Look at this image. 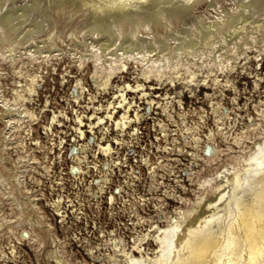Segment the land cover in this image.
Instances as JSON below:
<instances>
[{
    "label": "bare ground",
    "instance_id": "6f19581e",
    "mask_svg": "<svg viewBox=\"0 0 264 264\" xmlns=\"http://www.w3.org/2000/svg\"><path fill=\"white\" fill-rule=\"evenodd\" d=\"M263 54L264 0H0L3 151L16 142L26 149V139L14 136L15 130L25 127L32 133L33 123L40 117V111L26 101L37 103L34 95H39L48 73L63 65L69 73L72 66L80 72L87 70L91 78L85 80L80 74L69 85L78 103L89 98L86 107L91 112L74 108L68 96L67 105L75 109L78 121L72 123L76 133L70 139L59 135L60 144L70 141L65 158L72 147L71 170L76 177L87 179L82 176L81 153L87 155L90 145L96 142L103 152L115 148L110 139L96 137L97 129L105 130L106 136L107 124H111L123 135L130 127L133 135L138 134L152 110L156 111L153 128L161 127V132H155L157 148L163 152L160 156L175 159L159 162L172 173L170 182H161L167 187L164 194L181 204L171 205L162 196L164 201L156 203L154 214L141 216L143 222L136 233L130 237L115 231L103 235L102 243L87 247L90 262L76 264H264V103L257 101L256 114L245 115L241 110L247 102L240 104L236 96L232 103L237 106L222 101L229 87L237 88L230 74L236 65L243 61L247 66L252 57L260 60ZM4 63L14 65L19 72L27 63L37 64L31 81L15 88L13 97L6 96L1 83L7 72ZM129 70H133L135 81H113ZM62 78L69 81L64 74ZM154 78L183 85L174 93L158 92ZM261 79L254 80L259 91ZM206 85L214 89L213 93L205 91L210 108H186L185 89L193 92ZM103 93L108 94L103 96L106 101L100 96ZM213 94L220 98L213 100ZM49 102L46 98L41 106L44 113L49 111L43 124L47 143L32 137L30 149L17 156L20 163L14 180L7 179L0 168V190L21 213L23 205L14 189L27 186L25 176L31 170L48 172L50 166L39 160L36 151L42 149L46 158L58 141L54 123L63 125L72 118L66 104L56 109L48 107ZM192 109L198 115L196 121H190ZM209 118L216 127L207 123ZM167 119L176 127L168 128ZM87 123L88 136L83 128ZM118 135L114 136L116 142L127 143L126 136ZM174 154L184 155L188 162L175 166L181 158ZM156 163L152 162V168L149 165L155 186L161 179ZM109 166L105 163V168ZM107 181L104 176L103 182H98L97 197L107 191ZM189 181L196 183L194 196L183 195L176 188H186ZM109 195L116 199L114 192ZM30 197L38 206L34 196ZM50 205L56 214L65 216L62 197L53 198ZM30 232L25 227L21 234L28 236ZM56 245L58 264H73L59 250L62 243Z\"/></svg>",
    "mask_w": 264,
    "mask_h": 264
},
{
    "label": "rangeland",
    "instance_id": "374dc122",
    "mask_svg": "<svg viewBox=\"0 0 264 264\" xmlns=\"http://www.w3.org/2000/svg\"><path fill=\"white\" fill-rule=\"evenodd\" d=\"M254 52L255 50L252 52V55L254 54ZM4 65L7 72L1 77V83L4 93L8 97H13L15 93L14 89L19 88V85L21 83L24 84L25 82H30L31 75L37 71V64L34 63L25 64V67L22 68V72H19V69L14 65H10L8 63H4ZM63 74L69 78V81L63 82ZM80 74L84 75L85 80L91 79L89 77L90 72L87 70L80 72V70H78L75 66H72L71 72L69 73L64 69L63 65L58 66L57 72H54L52 74L48 73V75L46 76L44 85L39 88V95H34L35 102L37 103L33 104L32 101H26L30 107L35 106V108L40 111L39 120L33 123L32 133L28 134L25 127L18 128L16 129L17 131L15 130L14 136L17 135L16 137H23L26 139V149H30L32 145V137L35 136H38L43 143H47V134L43 128V124L47 122L48 114L45 113H49V111H46L44 113L43 109L41 108V106L46 103V98H48L50 101L48 107L54 106V108L59 109L63 107L64 104H66L69 115L72 118L66 120L64 119L65 121H67V123L63 125H61L59 122L54 123L56 134L55 140L58 139V141H55L53 143V150L48 152V156L46 158L44 157L42 149L36 151L39 160H43L50 166L48 172H46L45 170L43 172L31 170V172L27 173L25 176V184L27 186L22 187L21 185L19 188L17 187L14 189L16 196L22 202L23 210L26 214L24 212L21 213L17 204L14 203V201L9 200V195L3 194L0 190V264H58L57 260L54 257V249L57 246L56 244H59L60 242L62 243V245L59 247V250H61L64 253V256L67 257L73 264L84 260L90 262L91 257L87 253V247H89L90 245H97L98 243H102L101 241H103V237L106 234H109L107 232H101L100 226L97 223H94L93 219L101 217V221L103 222V225L105 227L110 226L111 228H116L120 227V225H123V223H120L122 222L121 220H115L112 217L116 210L111 209L109 204H102L101 207L97 204H92L90 207H88V209H86L88 215H90L88 223L87 221L77 219L78 217L75 214L78 213L75 212V209L68 210L67 214L65 213V216H61L56 214L57 212L53 209V206L50 205V201L54 198L55 190L61 188L60 182L63 181L64 177L61 178V181L59 180V178L63 175L62 171L65 170V167L67 166L65 149L69 146L70 141H63V144H60L59 135H61L64 139H70V137L74 136V134L76 133L72 123L78 122L74 118L75 109L71 108L70 105L69 107L67 105V97L70 96V100L73 101L74 108H78L81 111H85V109L90 111V109L86 107V103L88 102L89 98H87V100L85 101L82 99V101L78 103L71 95V91H69L70 83H72L73 80H75V77L79 76ZM124 74V77L121 78L116 76L113 81L120 83L123 81V79L131 80L132 82L135 81V74L133 73V70L124 72ZM230 74L235 79L237 88L229 87L226 90L228 96L226 95L222 99V101L231 106H237L236 103H232V97L236 96L240 104L247 102L245 109L241 110L243 114H256L254 106L255 103L257 101L259 102L260 100L262 101V103H264V54L260 60L252 57L247 66L243 64V61H240V63L236 65V67L230 72ZM199 77L201 78V76ZM258 77L262 78L260 91L256 89L254 82V80ZM152 82H155L156 86H158V88H156L158 92L167 91L174 93L179 86L183 85L182 82H176L175 85L169 80L158 81L155 78ZM92 87L95 88L94 86ZM205 91L213 93L214 89L206 85L202 86L200 90H194L193 92H191V89L186 88L183 98L186 108L194 109V107L199 108L201 105L210 108L209 97L206 96ZM258 92L261 93L259 94ZM105 95L108 96V94L104 93L100 95L103 101L107 100L106 97H103ZM212 97L213 100H217L218 98H220L217 94H213ZM113 99L115 100L116 98ZM139 100L140 103H147V100ZM143 109L145 110L144 106ZM193 109L191 111V116L193 118H190V121H196L198 119L197 113L193 114ZM155 112V110L150 111V113H148L149 116L143 122L141 129L144 130L145 137H143V139L146 140V142L144 145L140 143L138 146L140 147L139 149L149 150L154 161H157L158 163H156V165H160V163L165 162V160H171V157H161L160 155L163 152L161 153L162 150L157 148V143L159 141L156 138L157 136L155 135V132H157V134L161 132V127L160 125H157L158 129L156 130L152 126L154 118L153 116ZM175 117L177 119H180L181 115L175 112ZM166 121L169 122L168 124L170 125V127L168 128L171 129L176 127L175 122L169 119H167ZM3 123L4 122L0 116V138L1 131L4 126ZM207 123L215 126L213 120L210 118L208 119ZM84 126L86 128V133L88 136V134H90L91 132L89 131V124L87 123ZM107 126L110 127L109 130L111 132L114 131L115 127H113V125L107 124ZM203 129L207 130L208 127L204 126ZM65 130H67V133L65 132ZM128 130H131V127L128 128ZM97 131V134H99L100 136L102 132L98 129ZM118 137H123L120 135V132ZM20 143L21 142H16L15 144H11L10 148L6 145L5 151H3V142L2 140H0V168L1 170H3L6 178L10 181L14 180L16 166L20 163L19 157H17L19 156L18 154L24 155L26 153V149L23 148V143ZM115 151L117 153H120V150L118 148H113L111 152L105 153L113 155ZM173 157L181 158L180 161H176L175 166L178 165V167H180L183 163L188 162V159L182 154H174ZM118 158L120 160L117 159V161L119 160V162L121 163L125 161H122L120 155ZM171 161H175V159ZM159 167L158 168L160 169V174H158V177L161 179L156 183L159 186L156 185L157 188L155 187L152 194L150 195L151 199L149 198L148 207H146L145 209L146 213L144 211H139L138 213H136V216H132L136 217V221L140 219V222L137 223L135 221V227L133 228V230L128 232V234L130 235L136 233L137 226L142 225L143 221L141 212H144L145 214H154L157 207L156 203L160 204L164 201L162 196H165V198L169 200L168 202L171 205L175 206L181 204V202L177 201V199L171 198L168 195L164 194V192L166 193L167 191L165 190L167 189V187H164L165 185L161 181L163 179L170 182V176L172 173L168 172V169L170 168L164 165L163 167H161V165ZM109 168H106V170H109ZM151 175L153 179V172H151ZM107 182H109V179ZM187 183L189 185L186 188H183L182 186H176V188L180 189V193H183V195L194 196L195 192L193 190V187L196 186V183L190 181ZM29 195L34 196L35 201L38 203V206L34 205L33 200ZM133 199L136 205H139L140 203L143 205L144 201H138L139 195L134 196ZM127 207V209H124L123 206L119 208L124 212L135 213L134 210L132 211V208H130L129 204H127ZM79 211L80 210H78L77 212ZM25 227L31 230L30 235L28 236H22L21 234L22 229ZM90 229H93V232ZM36 233L38 234L36 235ZM150 243L152 246L156 245V243L154 242Z\"/></svg>",
    "mask_w": 264,
    "mask_h": 264
},
{
    "label": "built area",
    "instance_id": "2783aa9c",
    "mask_svg": "<svg viewBox=\"0 0 264 264\" xmlns=\"http://www.w3.org/2000/svg\"><path fill=\"white\" fill-rule=\"evenodd\" d=\"M147 110V109H146ZM111 125V124H109ZM108 129L110 128L107 126ZM114 131L111 132L110 130L107 131L106 136H103L104 132L100 136H96L98 139L106 140L110 139V141L114 142L115 148L120 150V153L116 151L113 155L109 153H105L102 150H99V145L95 143L90 145L91 147L87 151V155L82 152L83 154V163L84 166L82 176L86 175L87 179H82L79 176H75L72 173V165L70 152L72 151V147L68 153L66 159V167L65 170L62 171V176H60V189L55 190L54 192V200L58 196L62 197L63 204H64V213H67L68 210L75 209V214L77 219L89 222L90 215H88L87 210L92 204H97L101 207L102 204H109L110 208L116 210L112 217L115 220H121L123 225L120 227L111 228L105 227L103 222L101 221V217H97L93 219L94 223H97L100 226L101 232L112 233L113 231L122 233L127 237L129 236L128 232L133 230L135 227V219L136 213L139 211H144L149 204V198L151 199V194L154 190L155 184L154 180L152 179L151 171H152V162L154 161L153 157L149 150L139 149L138 146L140 143L145 144L146 140L143 139L144 130L141 129L138 134L133 135V130L128 132L126 131L125 135L121 134L116 126H113ZM83 128L85 126L83 125ZM90 128V127H89ZM116 129V130H115ZM99 130V129H98ZM90 131V129H89ZM121 136H126L128 138L127 143L123 142L118 143L114 139V136L119 134ZM128 134V135H127ZM99 135V134H98ZM85 142V141H84ZM86 143V142H85ZM91 143V142H90ZM68 147L65 149V153ZM119 155L124 162H119ZM147 158L149 161L147 162ZM117 159H119L117 161ZM109 162L110 168L106 170L105 163ZM97 165V167H96ZM149 165L151 168H149ZM160 170L159 168H157ZM89 170V173H88ZM160 173V172H159ZM104 176H107L109 179L108 182V189L106 192H100L98 197L96 196L97 191H99L98 182H103ZM156 183V182H155ZM93 185V188L89 187V185ZM154 186V187H153ZM90 188V189H89ZM114 192L116 195L115 200H111L110 193ZM139 195V201H144L143 205L140 203L136 205L133 197ZM100 196V197H99ZM127 204H129L132 211L134 210L135 213L124 212L119 207L123 206L124 209H127ZM118 208V210H117ZM80 210L79 212H77ZM144 212H141L142 215H145ZM82 213V214H79ZM82 218V219H81ZM133 221V222H132ZM93 232V229H90Z\"/></svg>",
    "mask_w": 264,
    "mask_h": 264
},
{
    "label": "snow or ice",
    "instance_id": "6c2138e0",
    "mask_svg": "<svg viewBox=\"0 0 264 264\" xmlns=\"http://www.w3.org/2000/svg\"><path fill=\"white\" fill-rule=\"evenodd\" d=\"M188 3H191V0H187Z\"/></svg>",
    "mask_w": 264,
    "mask_h": 264
}]
</instances>
